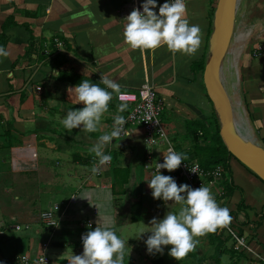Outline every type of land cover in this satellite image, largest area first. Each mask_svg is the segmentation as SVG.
Here are the masks:
<instances>
[{
    "label": "crops",
    "instance_id": "1",
    "mask_svg": "<svg viewBox=\"0 0 264 264\" xmlns=\"http://www.w3.org/2000/svg\"><path fill=\"white\" fill-rule=\"evenodd\" d=\"M133 1L0 0V46L9 53L0 57V227L8 229L0 235V264H16L20 254L31 259L45 254L54 264H67L71 254L82 255L80 236L99 226L104 214L113 217L117 235L128 241L123 264H264V182L238 161L231 159L230 173L210 188L218 204L230 210L228 224L247 240L248 250L234 251L233 241L218 227L198 237L196 250L177 262L168 255L171 246L163 254L147 252L145 241L151 233L144 232L150 231V221L178 212L180 205L152 197L143 129L134 127L128 137L113 140L107 149L111 161L92 173L98 164L88 149L99 135L111 132L116 115L127 113L117 112V93L98 132L63 127L66 112L83 107L67 93L74 87L72 76L99 83L103 73L121 85V92L145 84L154 89L164 104L161 120L170 142L185 154L184 161L199 165L205 159L199 149L213 147L203 129L211 130L217 118L206 103L204 70L194 65L203 63L205 68L207 63L217 0H186V18L203 33L194 56L173 53L166 46L143 52L130 48L124 20ZM165 2L157 0V14ZM245 23L252 27L250 56L259 64L262 81L257 87L239 86L246 108L239 126L264 147V61L254 56L257 46L264 48V0L240 1L233 39ZM163 158L161 148L155 151V161ZM85 192L89 201L79 198ZM105 192L112 201L107 213L95 207L96 196ZM46 211L56 223L50 229L40 219ZM17 225L21 231H14Z\"/></svg>",
    "mask_w": 264,
    "mask_h": 264
},
{
    "label": "clouds",
    "instance_id": "2",
    "mask_svg": "<svg viewBox=\"0 0 264 264\" xmlns=\"http://www.w3.org/2000/svg\"><path fill=\"white\" fill-rule=\"evenodd\" d=\"M141 8L142 11L133 9L124 20V38L130 48L143 52L166 46L173 53L189 56L198 52L203 33L199 25L190 24L186 18V0H166L159 7L158 14L155 11L157 0H145ZM8 54L6 48L0 46V57H7ZM55 73L59 76V73ZM120 92L121 85L103 73L99 83L83 79L78 85L68 87L70 100L83 104V107L68 110L62 119L63 127L70 132L74 129L87 133L98 132L102 127V117L109 111L113 94ZM126 110L127 105L124 103L117 108L118 113ZM126 122L123 115H116L111 132L99 135L88 149L97 158L98 166L92 168L93 174L111 161L107 149L113 145V140L121 135L129 136L124 127ZM185 159L184 153L169 147L163 163H156L147 181L154 199L174 201L180 205L178 212H168L163 219L153 218L150 221V231L144 232L151 233L145 241L147 252L151 255L163 254L165 247L171 246L168 255L177 262L196 250L198 237L215 232L232 219L230 210L218 204L209 186L193 189L187 184L178 185L172 176L161 174V169L168 172L178 169ZM192 172L196 173L194 170ZM89 196L85 192L79 198L89 201ZM96 201L95 207L104 209L105 213L112 207L111 196L106 192L98 194ZM81 239L82 255L71 254L67 264H123L128 241L117 235L111 215H102L99 226L83 234Z\"/></svg>",
    "mask_w": 264,
    "mask_h": 264
},
{
    "label": "built area",
    "instance_id": "3",
    "mask_svg": "<svg viewBox=\"0 0 264 264\" xmlns=\"http://www.w3.org/2000/svg\"><path fill=\"white\" fill-rule=\"evenodd\" d=\"M133 9H140L142 11L141 5L135 0L132 3V11ZM58 46H61V44L58 43ZM254 56L264 61V48L262 45H259L254 49ZM260 91L264 94V82L260 87ZM115 99L119 104L124 103L127 105V113L124 116L127 121L124 126L126 131L129 133L130 129L137 126L143 129L145 147L144 163L151 172H154L156 163H163V159L155 161V151H158L161 147H165L163 155H166L168 148H173L166 126L161 120V115L164 111L162 100L148 84L141 86L133 92H120L116 94ZM124 137L126 136L121 135L116 139H123ZM193 170L196 173L192 172ZM167 172V170L161 169L162 175ZM176 172L178 173V176L176 175ZM169 176H172L178 185V179H182L185 184L191 186L193 189H198L202 185L209 187L218 186V184L224 179L225 170L221 166H216L211 170H204L196 163L184 161L181 166L174 170ZM56 209L57 207L55 206L54 210ZM40 219L48 229L56 226L51 212L46 211L41 213ZM89 227H91V224H89ZM220 228L222 232L226 233V235L233 240L234 251L240 253L248 250L247 240L240 236L233 226L227 224ZM25 229H28V227L26 226ZM21 230L22 228L18 225L14 227V231L16 232ZM7 232V227L4 229L0 227L1 236L5 235ZM81 237L82 236H80L79 239L80 242H82ZM15 262L16 264H54L45 254L36 259H31L28 255L20 254L15 258Z\"/></svg>",
    "mask_w": 264,
    "mask_h": 264
},
{
    "label": "water",
    "instance_id": "4",
    "mask_svg": "<svg viewBox=\"0 0 264 264\" xmlns=\"http://www.w3.org/2000/svg\"><path fill=\"white\" fill-rule=\"evenodd\" d=\"M240 1L217 0L203 84L218 120L223 146L236 161L264 182V148L243 134V127L235 119L234 108L223 83V63L235 37V20Z\"/></svg>",
    "mask_w": 264,
    "mask_h": 264
},
{
    "label": "rangeland",
    "instance_id": "5",
    "mask_svg": "<svg viewBox=\"0 0 264 264\" xmlns=\"http://www.w3.org/2000/svg\"><path fill=\"white\" fill-rule=\"evenodd\" d=\"M251 29L252 27L248 23H245L243 30H237V36L239 37L236 36V38L233 39L230 51L224 60L223 67V83L229 92L231 101H233L235 119L238 124L242 122L241 113L245 114L246 112L245 102L243 100L245 97H243L242 93H238L239 86L248 83V86L254 85L257 87L262 81V75L259 74V64L250 56L253 48L252 43H254L253 38L251 37L253 34ZM244 43L246 46L242 49L241 46H243ZM236 55H239V58L238 62L236 60L235 63ZM209 102L206 100V103L211 110L213 109V106L211 102ZM161 150L164 151L165 147H161ZM230 240L232 239L230 238Z\"/></svg>",
    "mask_w": 264,
    "mask_h": 264
},
{
    "label": "trees",
    "instance_id": "6",
    "mask_svg": "<svg viewBox=\"0 0 264 264\" xmlns=\"http://www.w3.org/2000/svg\"><path fill=\"white\" fill-rule=\"evenodd\" d=\"M194 67H197V69L199 71L204 70V64L203 63H197L194 65ZM72 78H73V80H71L70 83L73 84L74 86L78 85L84 79V78L76 77V76H72ZM91 82L96 83L94 81H91ZM203 130L205 131V134L207 137L204 136V133H202V137L204 136L205 139L208 138L213 143V147H207L204 149H199L200 155L203 158H205L204 161H202L201 164H199L200 167L204 170H211L216 166H221V167H223L225 172L230 173L229 162L231 159H234V158L227 152V150L225 149V147L223 146V144L220 140L219 125H218L217 120H215V124L211 130H207L206 127H204ZM230 188H231V190H234V186H230ZM233 227L236 229L235 226H233Z\"/></svg>",
    "mask_w": 264,
    "mask_h": 264
}]
</instances>
